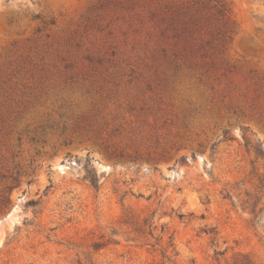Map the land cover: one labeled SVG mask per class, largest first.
I'll return each instance as SVG.
<instances>
[{
  "label": "rangeland",
  "instance_id": "obj_1",
  "mask_svg": "<svg viewBox=\"0 0 264 264\" xmlns=\"http://www.w3.org/2000/svg\"><path fill=\"white\" fill-rule=\"evenodd\" d=\"M257 144L264 0H0V264H264Z\"/></svg>",
  "mask_w": 264,
  "mask_h": 264
},
{
  "label": "trees",
  "instance_id": "obj_2",
  "mask_svg": "<svg viewBox=\"0 0 264 264\" xmlns=\"http://www.w3.org/2000/svg\"><path fill=\"white\" fill-rule=\"evenodd\" d=\"M255 152L257 154L258 157L263 158L264 159V147L262 144H257L254 146ZM254 214L257 217V213L255 211V209L253 210ZM258 223L257 220L254 221V224Z\"/></svg>",
  "mask_w": 264,
  "mask_h": 264
}]
</instances>
